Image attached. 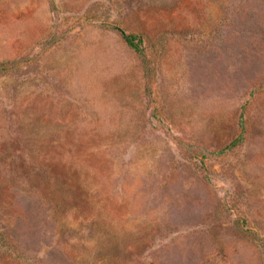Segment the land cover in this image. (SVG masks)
I'll list each match as a JSON object with an SVG mask.
<instances>
[{
	"label": "rangeland",
	"instance_id": "1",
	"mask_svg": "<svg viewBox=\"0 0 264 264\" xmlns=\"http://www.w3.org/2000/svg\"><path fill=\"white\" fill-rule=\"evenodd\" d=\"M0 264H264V0H0Z\"/></svg>",
	"mask_w": 264,
	"mask_h": 264
},
{
	"label": "trees",
	"instance_id": "2",
	"mask_svg": "<svg viewBox=\"0 0 264 264\" xmlns=\"http://www.w3.org/2000/svg\"><path fill=\"white\" fill-rule=\"evenodd\" d=\"M120 29V28H119ZM121 35L124 38V40L136 51H139V45L138 42L135 41V35L134 34H128L124 30L120 29Z\"/></svg>",
	"mask_w": 264,
	"mask_h": 264
}]
</instances>
